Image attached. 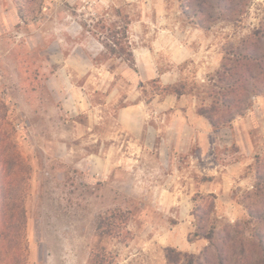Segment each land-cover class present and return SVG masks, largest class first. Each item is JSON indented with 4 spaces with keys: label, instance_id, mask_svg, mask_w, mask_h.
Returning a JSON list of instances; mask_svg holds the SVG:
<instances>
[{
    "label": "rangeland",
    "instance_id": "obj_1",
    "mask_svg": "<svg viewBox=\"0 0 264 264\" xmlns=\"http://www.w3.org/2000/svg\"><path fill=\"white\" fill-rule=\"evenodd\" d=\"M187 2L0 0V131L11 144L9 155L24 151L33 167L29 178L27 161L14 167L16 185L30 186V264H183L167 249L201 252L186 223L189 216L195 223L196 208L208 210L215 194L187 172L194 185L184 176L179 197L167 200L171 166L156 150L145 157L126 147L122 111L138 97L153 108L174 96L208 115L221 97L218 73L227 49L263 20L264 0H253L242 22L215 18L210 29L187 14ZM180 44L191 56L177 64ZM136 53L149 54L164 78L140 80ZM258 98L245 116L215 128L217 140L226 141L221 149L239 150L229 130L244 120L252 185H232L234 222L216 209L213 215L219 228L248 223V234L253 223L241 202L256 188L257 163L264 159V134L254 128L264 123ZM103 159L112 167H101ZM178 166L190 169L185 161Z\"/></svg>",
    "mask_w": 264,
    "mask_h": 264
},
{
    "label": "trees",
    "instance_id": "obj_2",
    "mask_svg": "<svg viewBox=\"0 0 264 264\" xmlns=\"http://www.w3.org/2000/svg\"><path fill=\"white\" fill-rule=\"evenodd\" d=\"M187 14L198 24L211 28L213 19L226 18L232 23L242 22L249 13L253 0H187ZM212 21V22H211ZM116 47L121 44L115 43ZM228 58L223 71L218 73L221 97L216 99L208 115L215 128L231 124L246 115L255 97H264V18L238 45L227 49ZM134 61V59H132ZM11 144L0 131V264H30L28 236V185H16L17 171L26 163V176L33 173L29 156L11 157ZM25 156V158H23ZM23 158V160L21 159ZM246 213L253 223L252 233H247L248 223L237 222L218 227L213 213L215 203L209 209L197 207L195 232L191 242L206 240L208 246L197 256L167 249L168 257L176 254L183 264H264V159L257 163L256 188L242 199Z\"/></svg>",
    "mask_w": 264,
    "mask_h": 264
},
{
    "label": "crops",
    "instance_id": "obj_3",
    "mask_svg": "<svg viewBox=\"0 0 264 264\" xmlns=\"http://www.w3.org/2000/svg\"><path fill=\"white\" fill-rule=\"evenodd\" d=\"M180 45L181 57L175 59L177 64L188 61L191 56L189 47L185 44ZM148 55L135 54L134 62L140 68V80L146 82L164 78L158 69L153 67ZM256 104L264 112V97L258 98ZM243 122V119L236 120L233 123L234 129H224V132L227 130L231 132V141H235L240 149H221L226 141L217 140L215 127L204 114L197 111L195 105H190L187 100L183 101L178 97L167 96L152 108L144 98L138 97L122 111L120 134L124 135L128 149H137L132 153L139 151L143 152L145 157H153L150 152L154 153L156 150L165 155L166 163L173 171L171 179L164 183L163 187L167 200L179 197L176 188L177 185H182L184 176L187 185H194V179L189 178L187 172L195 173L198 177L197 184L207 185V188L202 186V190L215 194V209L220 213V218L228 217L234 222L237 204L231 194L232 185H252V179L248 178L247 174L251 171L253 161L246 158V149L243 147V144L245 145L243 140L247 137L242 127ZM259 126L255 125L254 128H258L264 134V123ZM114 136L116 135L112 134L111 138ZM119 136L117 134V138ZM95 158H102V155L95 154ZM183 161L190 169L182 168L180 171L178 164ZM100 166L112 167L104 159L101 160ZM101 172L103 173L104 169H101ZM187 220L188 232L192 233L193 229L195 231L194 220L191 216ZM195 242L200 244L198 245L200 250L208 246V242L203 239Z\"/></svg>",
    "mask_w": 264,
    "mask_h": 264
}]
</instances>
